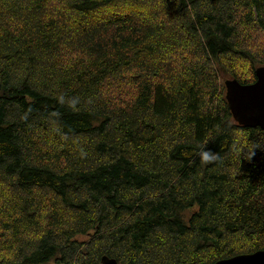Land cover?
Instances as JSON below:
<instances>
[{
    "label": "trees",
    "instance_id": "obj_1",
    "mask_svg": "<svg viewBox=\"0 0 264 264\" xmlns=\"http://www.w3.org/2000/svg\"><path fill=\"white\" fill-rule=\"evenodd\" d=\"M258 67L264 0H0V264L264 249V131L223 85Z\"/></svg>",
    "mask_w": 264,
    "mask_h": 264
},
{
    "label": "water",
    "instance_id": "obj_2",
    "mask_svg": "<svg viewBox=\"0 0 264 264\" xmlns=\"http://www.w3.org/2000/svg\"><path fill=\"white\" fill-rule=\"evenodd\" d=\"M223 85L225 100L234 123L244 128L264 131V67L255 70V81L251 84L244 85L236 79H226ZM100 264L118 263L104 256ZM212 264H264V249Z\"/></svg>",
    "mask_w": 264,
    "mask_h": 264
},
{
    "label": "clouds",
    "instance_id": "obj_3",
    "mask_svg": "<svg viewBox=\"0 0 264 264\" xmlns=\"http://www.w3.org/2000/svg\"><path fill=\"white\" fill-rule=\"evenodd\" d=\"M75 103V102H73ZM201 157L204 161H208L210 159H214L215 157L212 156L209 152H201Z\"/></svg>",
    "mask_w": 264,
    "mask_h": 264
},
{
    "label": "rangeland",
    "instance_id": "obj_4",
    "mask_svg": "<svg viewBox=\"0 0 264 264\" xmlns=\"http://www.w3.org/2000/svg\"><path fill=\"white\" fill-rule=\"evenodd\" d=\"M79 239H80V240H84V238H83V237H80Z\"/></svg>",
    "mask_w": 264,
    "mask_h": 264
},
{
    "label": "bare ground",
    "instance_id": "obj_5",
    "mask_svg": "<svg viewBox=\"0 0 264 264\" xmlns=\"http://www.w3.org/2000/svg\"><path fill=\"white\" fill-rule=\"evenodd\" d=\"M224 83V82H223ZM245 85V84H244ZM225 89V88H224ZM224 98H225V94H224ZM226 101V100H225ZM227 103V102H226Z\"/></svg>",
    "mask_w": 264,
    "mask_h": 264
}]
</instances>
